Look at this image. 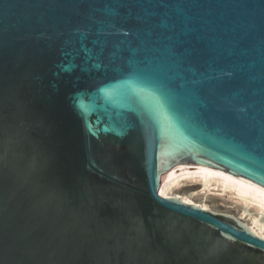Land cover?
<instances>
[{
  "label": "water",
  "instance_id": "obj_1",
  "mask_svg": "<svg viewBox=\"0 0 264 264\" xmlns=\"http://www.w3.org/2000/svg\"><path fill=\"white\" fill-rule=\"evenodd\" d=\"M181 169L264 190V0H0V264H264Z\"/></svg>",
  "mask_w": 264,
  "mask_h": 264
},
{
  "label": "bare ground",
  "instance_id": "obj_2",
  "mask_svg": "<svg viewBox=\"0 0 264 264\" xmlns=\"http://www.w3.org/2000/svg\"><path fill=\"white\" fill-rule=\"evenodd\" d=\"M183 181L199 182L205 190L211 191L213 188L221 189L225 194H229L236 201L241 202L240 204L244 208V215L248 214L251 209L256 211L258 217L253 220L252 225L249 226V230L257 237L264 239V190L225 172L209 169H181L163 180L160 194L165 198H171L169 192L176 186L181 185L180 183ZM184 203L195 205L187 199H184ZM201 208L208 210L203 206Z\"/></svg>",
  "mask_w": 264,
  "mask_h": 264
},
{
  "label": "rangeland",
  "instance_id": "obj_3",
  "mask_svg": "<svg viewBox=\"0 0 264 264\" xmlns=\"http://www.w3.org/2000/svg\"><path fill=\"white\" fill-rule=\"evenodd\" d=\"M181 185L176 186L169 192L170 197H179L192 201L200 207H206L208 210L217 214H225L241 220L248 226L252 225L253 220L258 217V213L253 209L244 215V208L241 202L236 201L233 196L225 194L221 189L211 188L212 190H205L199 182L183 181ZM194 184V185H193ZM216 189V190H214ZM205 191V192H204Z\"/></svg>",
  "mask_w": 264,
  "mask_h": 264
}]
</instances>
